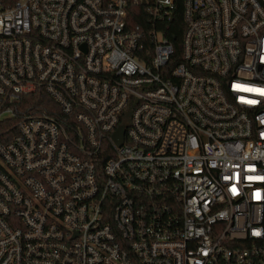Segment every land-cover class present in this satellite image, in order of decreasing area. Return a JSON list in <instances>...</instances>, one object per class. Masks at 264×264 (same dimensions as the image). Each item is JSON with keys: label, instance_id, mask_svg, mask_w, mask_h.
I'll return each instance as SVG.
<instances>
[{"label": "built area", "instance_id": "2783aa9c", "mask_svg": "<svg viewBox=\"0 0 264 264\" xmlns=\"http://www.w3.org/2000/svg\"><path fill=\"white\" fill-rule=\"evenodd\" d=\"M0 264H264V0H0Z\"/></svg>", "mask_w": 264, "mask_h": 264}, {"label": "trees", "instance_id": "16d2710c", "mask_svg": "<svg viewBox=\"0 0 264 264\" xmlns=\"http://www.w3.org/2000/svg\"><path fill=\"white\" fill-rule=\"evenodd\" d=\"M181 14V8H176L171 16L170 21L160 28L164 31L165 36L173 44L175 49L171 65L175 64V60L179 57L180 53L179 45L184 30ZM132 20L135 23L137 21V17H133ZM26 106L32 108L31 110L35 113L46 112L48 114H58V108L42 91H37L35 94H32L26 98Z\"/></svg>", "mask_w": 264, "mask_h": 264}, {"label": "water", "instance_id": "95a60500", "mask_svg": "<svg viewBox=\"0 0 264 264\" xmlns=\"http://www.w3.org/2000/svg\"><path fill=\"white\" fill-rule=\"evenodd\" d=\"M122 136H123V127H120L119 130L117 131V133L114 136V139L116 140V143L118 145L122 144V140H123Z\"/></svg>", "mask_w": 264, "mask_h": 264}]
</instances>
